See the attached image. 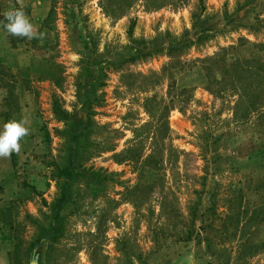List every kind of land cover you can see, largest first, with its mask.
<instances>
[{
  "label": "rangeland",
  "instance_id": "obj_1",
  "mask_svg": "<svg viewBox=\"0 0 264 264\" xmlns=\"http://www.w3.org/2000/svg\"><path fill=\"white\" fill-rule=\"evenodd\" d=\"M17 1L42 36L0 26V128L30 129L0 157V264H264V0ZM256 4L251 24L226 25ZM195 19L213 36L128 60ZM225 51L238 63L215 62ZM55 101L89 115L83 165L114 173L81 177L59 222Z\"/></svg>",
  "mask_w": 264,
  "mask_h": 264
},
{
  "label": "trees",
  "instance_id": "obj_2",
  "mask_svg": "<svg viewBox=\"0 0 264 264\" xmlns=\"http://www.w3.org/2000/svg\"><path fill=\"white\" fill-rule=\"evenodd\" d=\"M258 5H254L248 8V10L245 11L243 16H240L239 13L235 14H228L226 13L225 17L227 18V23L232 24L234 27L239 26H247L251 24V13L253 9H255ZM1 9H3V13L6 14L8 11L20 9L25 12V14L28 16L30 15V8L27 6H22L19 4L17 0H0V13ZM0 19L4 21L3 14H0ZM255 20H259L258 17H256ZM6 22H0V26H3ZM217 23L213 22L211 23L208 19L206 20H200L195 19L194 26L192 31L186 32L181 38L179 39H172L169 40L166 44V41L161 37L155 38L153 41H151V46L144 47H137L135 50H133L130 53V56H128V60L134 61L142 58H146L148 56H152L154 54H157L159 52L164 51L167 49L170 53L175 51H181L182 49L189 48L191 46L197 45L199 43H203L205 40L209 39L211 36H213L214 28H216ZM214 31V32H213ZM149 44V45H150ZM165 44L167 46H165ZM165 46V47H164ZM264 46V45H262ZM261 46V47H262ZM233 50V48H232ZM230 55L232 59V64L238 63V58L234 56L230 51H225L222 55L215 58V62L218 61H224L226 63L225 58H227ZM60 67V65H57ZM262 70L264 71V66H262ZM94 85V83H93ZM95 88V87H93ZM82 90V89H81ZM85 93L83 94V96ZM85 97V96H84ZM95 98H84V107L88 109L91 108V101ZM88 106V107H87ZM53 112L57 119L59 121L64 122L67 126H65V129L62 130L63 135H65V138L67 139V146L65 150L64 155V161L62 163H56L57 170L55 173V178H57L60 183V196L55 200V202L52 205L53 210V217L52 221L59 222L61 219V212L65 206L66 203H68L70 199V192L72 190V187L74 185H77L81 177H87V183L93 182L94 184L100 185V183H103L107 180V178H110L114 175L113 172H105V170L97 169L92 170V168H86L83 165V162L87 156H90L91 152L88 147L98 145L95 143L90 144V138L89 136L92 134V129L90 126L89 121V115H79V112L77 110L70 112L63 108L57 101L54 102L53 105ZM96 128H101L100 126H97ZM100 147V146H97ZM113 150V149H112ZM120 154H117L116 156H119ZM15 153L11 155L12 158H14ZM42 237H39L31 246L32 249H34L37 244L42 243Z\"/></svg>",
  "mask_w": 264,
  "mask_h": 264
},
{
  "label": "clouds",
  "instance_id": "obj_3",
  "mask_svg": "<svg viewBox=\"0 0 264 264\" xmlns=\"http://www.w3.org/2000/svg\"><path fill=\"white\" fill-rule=\"evenodd\" d=\"M4 16V28L14 37L37 39L42 36L35 30L29 17L23 10L15 9L8 11ZM28 119L22 117L19 120H9L0 128V157H11L14 153H19L21 141L30 132Z\"/></svg>",
  "mask_w": 264,
  "mask_h": 264
}]
</instances>
